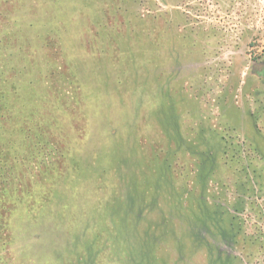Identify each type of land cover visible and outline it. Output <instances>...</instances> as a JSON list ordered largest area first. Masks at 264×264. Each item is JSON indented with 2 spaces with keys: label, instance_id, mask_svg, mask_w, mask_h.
<instances>
[{
  "label": "rangeland",
  "instance_id": "obj_1",
  "mask_svg": "<svg viewBox=\"0 0 264 264\" xmlns=\"http://www.w3.org/2000/svg\"><path fill=\"white\" fill-rule=\"evenodd\" d=\"M0 89V264H264V0H0Z\"/></svg>",
  "mask_w": 264,
  "mask_h": 264
},
{
  "label": "trees",
  "instance_id": "obj_2",
  "mask_svg": "<svg viewBox=\"0 0 264 264\" xmlns=\"http://www.w3.org/2000/svg\"><path fill=\"white\" fill-rule=\"evenodd\" d=\"M5 91H2L0 89V112L2 110H7L5 104L3 103L4 97H6ZM7 112H1V115L6 116ZM12 114H9L6 118H11L8 120V124L11 125L10 123L12 121ZM14 121H17L15 123H18V119H13ZM2 128H6L4 125L1 126ZM15 129V128H14ZM22 129V128H21ZM2 139H3V144L0 146V216L3 215L5 210L11 209L9 204L12 203L13 199L8 198L10 194L12 193L14 197L18 196L19 191L21 192V189H19V185L16 183L17 180V174L19 177V172L21 171V166L18 161L13 160L10 164L8 162L7 156L10 151V154L13 151L14 148V143L10 144L8 140L5 139V136L3 134H0ZM8 150L7 149H10ZM16 152V151H15ZM17 153V152H16ZM19 153V152H18ZM9 154V156H10ZM18 159V154L15 157ZM10 161V160H9ZM8 162V164H7ZM12 187V190L10 189ZM20 199V197H19ZM9 204L7 205V203ZM3 219V218H1Z\"/></svg>",
  "mask_w": 264,
  "mask_h": 264
}]
</instances>
